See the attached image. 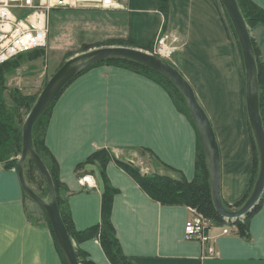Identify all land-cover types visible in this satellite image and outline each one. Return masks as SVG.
<instances>
[{
    "label": "crops",
    "instance_id": "obj_1",
    "mask_svg": "<svg viewBox=\"0 0 264 264\" xmlns=\"http://www.w3.org/2000/svg\"><path fill=\"white\" fill-rule=\"evenodd\" d=\"M254 1L264 8V0ZM169 3L167 20L156 0H126L124 8L105 9L125 11L117 22L111 24L108 17L114 18L110 15L103 18L114 29L127 23V32L119 28L110 36L129 37L141 48L154 42L161 28L179 35L170 61L190 82L210 119L220 153L221 197L228 208L236 209L254 178L241 43L221 0ZM249 31L264 59V22L249 26ZM46 143L69 187L68 207L74 223L83 229L100 221L104 190L96 164L87 163L79 170L92 175V183H83L76 175L75 167L90 153L108 147L145 173H181L192 179L199 141L191 118L162 85L131 69L102 63L79 74L56 100ZM148 153L159 164L153 158L148 159L151 164L142 165ZM2 165L0 264H63L50 228L34 224L27 215L17 169ZM106 172L118 189L112 220L131 264H264V200L249 217L248 236L232 225L231 233L201 242L184 236L191 205L165 204L152 198L114 160L107 164ZM214 230V234L220 232L221 226ZM78 245L96 264H113L99 238Z\"/></svg>",
    "mask_w": 264,
    "mask_h": 264
},
{
    "label": "trees",
    "instance_id": "obj_2",
    "mask_svg": "<svg viewBox=\"0 0 264 264\" xmlns=\"http://www.w3.org/2000/svg\"><path fill=\"white\" fill-rule=\"evenodd\" d=\"M159 9L163 12L166 20L168 18L170 3L169 0H156ZM239 7L244 15V18L248 24V26H252L258 22H264V8L257 4L254 0H237ZM62 9V7H55L51 11V15H53L54 11H58ZM227 11V10H226ZM228 13V12H227ZM51 23V19H50ZM233 24V23H232ZM234 27V25H233ZM235 29V27H234ZM236 32V30H235ZM237 34V32H236ZM127 42L126 44L135 46L136 44L133 40L129 37L123 36H111L104 41H98L94 43H84L82 45V50H88L92 46H101L105 44H116L117 42ZM253 46L256 55L257 61V75H258V83H259V109L260 114L262 116L263 125H264V59L261 56V51L258 43L252 37ZM44 49L42 48H35L33 50L21 53L15 56L12 59L5 61L4 63L0 64V143L6 144L11 143L18 145V150L22 151V140H23V133L22 129L20 130L10 119V109L6 107L4 101V91L8 88L6 83V73L13 68H16L18 65V61L20 57L27 54H32L39 50ZM170 61V60H169ZM113 64L119 65L126 68H129L137 73L143 74L148 78L156 81L160 85H162L173 97L174 101L176 102L177 106L189 115L192 122L196 126L198 131V152L196 158V173L192 179H188L183 174L179 173V176H172L167 174H158V173H145L141 170V168L136 165L134 162L130 160L123 159L121 157H117L115 153L108 147L98 148L92 153H90L86 159L78 163V168L83 167L87 163L96 164L100 168L101 178L104 183V190L102 195V211H101V219L98 223L92 224L86 228L79 229L76 227L74 220L72 218L71 212L68 207V199L66 193H69L68 185L61 179L60 177V166L59 162L51 151L49 146L46 143L45 135L48 128V123L51 117V109L62 93L64 87L69 84L73 79H75L79 74H81L86 69L97 65V64ZM172 63V62H170ZM173 64V63H172ZM60 90L51 104L45 109V111L39 116V118L35 121L33 126V143L35 150L38 154L42 157L44 162L46 163L52 179L54 181L55 190L57 194V200L60 206L62 218L65 222V225L68 229L73 240L76 242V252L79 257L81 264H96V262L91 259L88 255V252L85 251L83 248L79 247V243L90 239V238H99L101 245L106 252L109 260L113 264H131L128 258V255L124 252L120 239L117 235L116 226L112 220V206L114 196L117 193L118 189L114 187L110 183V179L106 172V166L111 161L114 160L119 166L123 167L128 173H130L134 179L142 186L144 190H146L150 196L156 200H159L165 204H186L196 207L199 211L203 212L205 215L215 219L218 223H225L228 222L235 227V230L240 233L241 235L248 236L249 235V217L256 212L260 207L264 200V193L261 200L254 206V208L247 213L244 219L237 218L234 221H227L225 217H223L215 208L213 195H212V179L211 173L209 170V165L205 153V149L202 143V139L197 127L195 120L191 114L187 99L182 92V90L178 87L176 83H174L170 78H168L163 73L157 71L156 69L143 64L139 61L128 57H110L96 63H93L83 70H81L76 76H74L68 83ZM21 97V98H20ZM28 96L19 95L14 96V100L18 106L24 105V102H28ZM30 99V98H29ZM26 105L30 106L29 103ZM48 112V114H45ZM47 115L46 121L43 120V117ZM39 123H44L43 129L39 131L38 125ZM250 130L252 134V141H253V154H254V178L252 180V185L250 190L245 195V197L240 200L237 205L241 206L245 202V200L250 195L253 186L256 182V179L259 174L260 169V154L257 145V140L254 135L251 123H250ZM0 159L4 161V168L10 169L13 166L17 168L18 159L12 158L11 160L7 159V157H2ZM36 170L40 171L37 164L34 160L28 156L24 161V174L26 181L34 180L36 177ZM35 171V173H34ZM40 176L42 180L47 183L43 173L40 171ZM40 180V179H39ZM29 184V183H28ZM36 191V190H35ZM27 193L24 192L25 197ZM50 195L49 185L45 192H42L39 195L41 197H45L46 195ZM226 207H230L228 203H224ZM28 212V211H27ZM30 216H34L33 214L29 213ZM38 221V220H37ZM38 224H46L52 231L54 235V239L56 242V246L62 258L63 264H69L55 231L52 227L49 217L46 213H44L43 219L37 222Z\"/></svg>",
    "mask_w": 264,
    "mask_h": 264
},
{
    "label": "water",
    "instance_id": "obj_3",
    "mask_svg": "<svg viewBox=\"0 0 264 264\" xmlns=\"http://www.w3.org/2000/svg\"><path fill=\"white\" fill-rule=\"evenodd\" d=\"M222 2L226 7L241 43L247 74L249 119L259 147L260 169L250 195L243 205L236 209H230L225 206L220 193V153L214 129L206 111L196 96L194 88L178 68L168 60L135 46L112 44L86 50L69 58L53 74L41 91L23 124L22 151L16 168L22 187L33 199L32 202L27 204L28 211L35 214L37 220H41L44 213L47 214L69 264H81V262L76 252L75 241L68 232L62 218L54 181L50 171L42 157L35 150L33 143V126L35 121L51 104L66 83L81 70L98 61L116 56L128 57L156 69L178 85L187 99L191 114L197 124L211 173L212 195L215 208L223 217L232 220L243 218L261 200L264 193V125L259 109V83L256 55L249 26L239 7L238 1L222 0ZM28 156L34 160L48 182L51 195L49 200L41 197L26 181L24 161Z\"/></svg>",
    "mask_w": 264,
    "mask_h": 264
},
{
    "label": "rangeland",
    "instance_id": "obj_4",
    "mask_svg": "<svg viewBox=\"0 0 264 264\" xmlns=\"http://www.w3.org/2000/svg\"><path fill=\"white\" fill-rule=\"evenodd\" d=\"M221 3L226 9L222 0ZM124 12L125 11H121V10L114 11V10L97 9L90 5H79L76 7H62V9L58 11H54L53 15L50 16L51 23L49 30L48 46L32 54L26 53L25 55L20 57L17 67L10 69L6 73V78H7L6 83L8 85V88L4 91L3 98L6 107L10 109V113H7V115H10L11 121L20 130L22 129V133H23V124L26 120V117L30 112V110L32 109L34 103L38 99L46 83L69 58L73 57L76 54L86 51V50H82V45L84 43H94L98 41H104V39L111 37L110 35H112L113 32H117L119 28H120L119 30L120 32H127L128 30L127 23L125 24L124 22H122L120 26L115 27V29L114 27H112L113 25H111L117 22V20H115L117 16L120 15L124 16L125 14ZM109 15L111 17L113 16L114 19L112 21L111 18L108 17ZM103 17H108V20L111 24L109 22H106ZM159 32H163V33L167 32L170 33L171 35L177 36L178 40L175 43L178 46V43L180 41L178 34L165 28H161L158 31V33ZM155 39L154 42L152 41L147 48H142V49L151 51L154 47ZM126 43L127 42L119 41L116 44L132 46ZM106 45H112V44H105L101 46H106ZM134 45L135 47H138L137 44ZM96 47H100V46H92L88 50L94 49ZM174 53L172 54V56L174 55ZM69 84H67L64 87L62 92L66 89V87ZM17 94L28 96L30 99L27 98L28 102L26 101L24 102V105L18 106L16 104V101L14 100V96H17ZM27 103H29L30 106L26 105ZM45 114H48V112H46ZM46 119H47V115L43 117L44 121H46ZM43 126L44 123H39L38 125L39 131L43 129ZM46 135H47V131H46ZM46 135H45V139H46ZM20 155H21V150L20 151L18 150L17 144L11 145V143H6L3 145L0 143V159H3L2 157H7V159L9 160H11L12 158L18 159ZM148 155L149 156H146L147 159H145V157L143 158L144 162L142 163V165L144 166L145 165L147 166V164H151V161L148 159L154 158L150 153H148ZM154 160L155 162L157 161L155 158ZM4 163H5L4 161L0 160V164H3L2 166H4ZM83 167L78 168V164L75 167L76 175H78V178L80 179L81 182H82L81 179L85 175H87L84 174V172L82 173L81 171H79ZM12 168H16V167L13 166ZM40 171L36 170V173L34 171L37 179L35 178L34 180L27 181V183H29V186L32 187V189L36 190L38 194L45 192L48 186L47 183H45L42 180L40 176ZM24 192L26 191L24 190ZM26 195L27 196L24 198V206L27 212L28 211L27 204L32 202L33 199L28 193ZM66 195L68 199L69 193L67 192ZM44 198L46 200H49L51 198V195L48 194ZM28 212L27 215L28 217H30L31 221H33L34 224L36 223L38 225L37 222L39 220L37 221L35 214L31 213L34 216H30Z\"/></svg>",
    "mask_w": 264,
    "mask_h": 264
},
{
    "label": "built area",
    "instance_id": "obj_5",
    "mask_svg": "<svg viewBox=\"0 0 264 264\" xmlns=\"http://www.w3.org/2000/svg\"><path fill=\"white\" fill-rule=\"evenodd\" d=\"M126 0H0V64L15 56L46 48L49 44L50 16L55 7L90 5L99 9H121ZM177 36L157 33L154 47L150 51L160 58L169 59L177 49ZM93 176L85 175L83 183H92ZM191 216L184 225V236L201 242H209L216 234L232 232L228 222L218 223L196 207L190 206ZM227 221L232 219H226ZM221 230L214 234L215 226Z\"/></svg>",
    "mask_w": 264,
    "mask_h": 264
},
{
    "label": "bare ground",
    "instance_id": "obj_6",
    "mask_svg": "<svg viewBox=\"0 0 264 264\" xmlns=\"http://www.w3.org/2000/svg\"><path fill=\"white\" fill-rule=\"evenodd\" d=\"M227 219V218H226ZM236 219H233V221L235 222Z\"/></svg>",
    "mask_w": 264,
    "mask_h": 264
}]
</instances>
